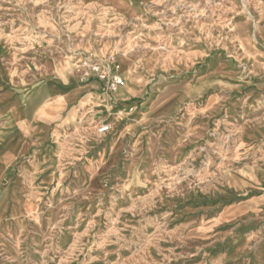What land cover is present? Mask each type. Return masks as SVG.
Instances as JSON below:
<instances>
[{"label":"rangeland","instance_id":"rangeland-1","mask_svg":"<svg viewBox=\"0 0 264 264\" xmlns=\"http://www.w3.org/2000/svg\"><path fill=\"white\" fill-rule=\"evenodd\" d=\"M0 264H264V0H0Z\"/></svg>","mask_w":264,"mask_h":264},{"label":"built area","instance_id":"built-area-1","mask_svg":"<svg viewBox=\"0 0 264 264\" xmlns=\"http://www.w3.org/2000/svg\"><path fill=\"white\" fill-rule=\"evenodd\" d=\"M93 69L97 70V71H101V67L99 64L93 65ZM102 75H104V71H102L101 77ZM124 84V80L122 77L118 76V75H114L109 82L107 83V88L110 91H115L118 87H120L121 85ZM110 130V126L106 125V126H102L99 128V133H106L107 131Z\"/></svg>","mask_w":264,"mask_h":264},{"label":"crops","instance_id":"crops-1","mask_svg":"<svg viewBox=\"0 0 264 264\" xmlns=\"http://www.w3.org/2000/svg\"><path fill=\"white\" fill-rule=\"evenodd\" d=\"M80 89H77L76 91H79Z\"/></svg>","mask_w":264,"mask_h":264}]
</instances>
